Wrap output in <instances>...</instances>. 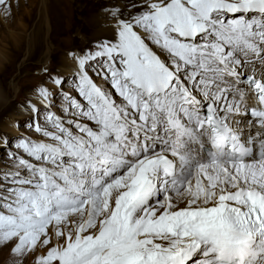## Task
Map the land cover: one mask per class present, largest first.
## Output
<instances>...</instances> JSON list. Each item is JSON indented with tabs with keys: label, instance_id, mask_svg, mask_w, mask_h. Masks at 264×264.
Masks as SVG:
<instances>
[{
	"label": "snow or ice",
	"instance_id": "obj_1",
	"mask_svg": "<svg viewBox=\"0 0 264 264\" xmlns=\"http://www.w3.org/2000/svg\"><path fill=\"white\" fill-rule=\"evenodd\" d=\"M108 13L112 38L70 54L63 115L41 87L21 106L36 135L15 151L0 135V250L14 264H264V0Z\"/></svg>",
	"mask_w": 264,
	"mask_h": 264
},
{
	"label": "rangeland",
	"instance_id": "obj_2",
	"mask_svg": "<svg viewBox=\"0 0 264 264\" xmlns=\"http://www.w3.org/2000/svg\"><path fill=\"white\" fill-rule=\"evenodd\" d=\"M67 1L61 3L57 21L54 22L52 19V28L46 39L43 26L40 28V37L38 36L40 42L36 49L33 48L34 53L29 54L26 53L29 38L37 35L38 30L40 16L36 5L39 0H8L11 5L8 10L0 6V50L4 51L7 59L0 68V83L8 99L5 106L0 105V135L8 136L11 141L9 148L13 151L21 133L36 135L29 133V130L24 127V122L29 118L22 112L21 106H27L29 100L38 103L35 98L38 96L39 89L47 87L53 93L52 111L63 115L62 106L65 101L62 93L69 92L74 96L77 95L73 88L74 78L71 71L74 61L70 54L83 53L85 50L93 49L98 42L111 39L110 34L100 32L105 26L108 29L110 26L111 29L109 23L111 17L108 10L113 5H126L130 2V0H109L104 3L101 0ZM66 3L68 10H66ZM67 15H70V20ZM94 18L99 23L92 27L91 21ZM106 18L107 25H104ZM12 34L21 37L13 38ZM47 47L51 49L48 66L45 64ZM55 78L62 79L63 84L55 85L53 83ZM13 84L15 88L12 87ZM40 120L43 122V114ZM17 124L19 128L16 127ZM6 163L7 154L0 151V168L5 167ZM0 264H14V258L9 250H0ZM29 264H34V261H30Z\"/></svg>",
	"mask_w": 264,
	"mask_h": 264
},
{
	"label": "bare ground",
	"instance_id": "obj_3",
	"mask_svg": "<svg viewBox=\"0 0 264 264\" xmlns=\"http://www.w3.org/2000/svg\"><path fill=\"white\" fill-rule=\"evenodd\" d=\"M104 1L106 2V1H109V0H101V2H103V3H104ZM64 2H68V1L67 0H39L38 4L36 5V7L38 9V14L40 16V19H39V22H38V27H37L38 28L37 35L35 34L31 38H29V41H28L29 47H28V50L26 52L27 54L34 53L33 52V48L36 49V46L39 44L38 42H40V40H39L40 38H38V36L40 37L39 33H40V30H41L40 28L42 26H43V32H44L45 39H46V37L49 36L50 30L52 28V22H53V20H54V22L57 21V14H58V12L60 10V7H61L60 5H61V3H64ZM63 6H64V4H63ZM66 10H68V4H67V7H66ZM70 15H71V12H70ZM70 15H67L68 20H70L69 19ZM104 21L105 22L104 23L102 22V23L104 25H107L106 22L108 21V19L106 18ZM68 22L70 23L72 21H68ZM91 23H92V27H94V26H97V24L99 22H97V20L94 18V20H92ZM109 30H111L110 26H109V29L105 26L102 29V31H100V32H104V33L106 32V33H108V34H110L112 36V31H109ZM12 37L13 38H20L21 36L12 34ZM16 47L18 48V45ZM50 52H51V49L49 47H47V50L45 52V64H46V66L49 65L48 59L50 58V54H51ZM6 61H7V59H6L5 55H4V51L0 50V68L2 67L3 64H5ZM72 66H73V70L71 72L74 73V70H75V63L74 62H73ZM12 87L15 88V84H13ZM7 100L8 99L6 98V96H5L4 92H3L2 85L0 83V105L1 106H5L6 103L8 102Z\"/></svg>",
	"mask_w": 264,
	"mask_h": 264
}]
</instances>
